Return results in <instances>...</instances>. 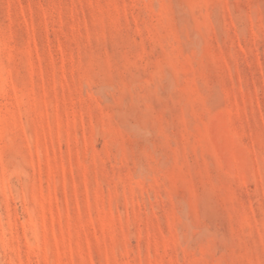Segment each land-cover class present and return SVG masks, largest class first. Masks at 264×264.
Here are the masks:
<instances>
[{
    "label": "rangeland",
    "instance_id": "1",
    "mask_svg": "<svg viewBox=\"0 0 264 264\" xmlns=\"http://www.w3.org/2000/svg\"><path fill=\"white\" fill-rule=\"evenodd\" d=\"M0 264H264V0H0Z\"/></svg>",
    "mask_w": 264,
    "mask_h": 264
}]
</instances>
